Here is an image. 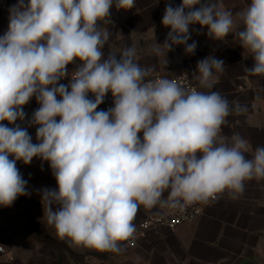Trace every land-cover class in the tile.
Here are the masks:
<instances>
[{"label": "clouds", "instance_id": "1", "mask_svg": "<svg viewBox=\"0 0 264 264\" xmlns=\"http://www.w3.org/2000/svg\"><path fill=\"white\" fill-rule=\"evenodd\" d=\"M134 6L16 0L0 35V206L29 195L18 161L47 162L57 187L40 190L43 217L72 247L119 254L136 233L141 206L178 210L225 193L237 199L247 181L264 179V146L248 158L239 133L230 141L221 135L226 118L246 106L218 91L147 80L152 68L136 62L134 46L105 56L111 9ZM162 24L170 31L151 46L156 56L164 54L161 45L167 53L182 45L194 54L190 26L200 25L213 40L234 33L254 62L245 71L264 76V0H250L235 16L219 0H168ZM69 65H76L71 74ZM224 65L212 55L199 60V86L211 89ZM109 93L113 106L98 110ZM33 97L39 107L28 118L24 106Z\"/></svg>", "mask_w": 264, "mask_h": 264}, {"label": "crops", "instance_id": "2", "mask_svg": "<svg viewBox=\"0 0 264 264\" xmlns=\"http://www.w3.org/2000/svg\"><path fill=\"white\" fill-rule=\"evenodd\" d=\"M167 2L135 0V6L128 11H117L113 7V23L104 25L111 31L103 49L105 56L119 54L124 45L134 46L136 62L141 67L152 68L149 77L186 75L199 91H218L230 102L239 101L246 106V111L228 116L221 135L230 141L233 134L239 133L247 141L246 156L251 158L256 147L264 146V76L250 75L245 71V67H252L254 62L251 55L240 47L234 33L222 40H213L207 36V28L201 29L200 25L190 26L188 43H197L194 54H185L182 45L167 53L161 45L164 54L156 56L151 46L156 42L163 44L170 31L162 24ZM171 2L178 6L182 0ZM219 2L235 16L247 7L250 0ZM15 3L16 0H0V35L8 28L9 8ZM209 55L225 64L223 72L215 74L211 89L201 88L195 79L198 73L194 72L197 62ZM68 68L71 74L76 65ZM38 107L33 97L24 106L28 118ZM23 126L27 127L26 124ZM28 132L32 142L36 143V127H28ZM17 167L27 181L29 195L18 197L10 207L0 206V247L4 250V254H0V264H13L16 248L23 242L17 233L19 220L31 212L40 221L46 218L43 217L40 190L57 187L47 162L33 158L29 165L18 161ZM168 212L159 208L146 210L141 206L134 221L136 228L147 215H166ZM9 258L12 261H8ZM97 264H264V179L247 181L243 194L237 199L225 193L198 219L174 230L161 229L133 248L124 247L112 262L98 260Z\"/></svg>", "mask_w": 264, "mask_h": 264}, {"label": "rangeland", "instance_id": "3", "mask_svg": "<svg viewBox=\"0 0 264 264\" xmlns=\"http://www.w3.org/2000/svg\"><path fill=\"white\" fill-rule=\"evenodd\" d=\"M19 223L17 233L23 242L16 248L13 264H97L98 260L112 262L116 255L69 246L58 238L46 218L40 221L32 212L26 213Z\"/></svg>", "mask_w": 264, "mask_h": 264}, {"label": "built area", "instance_id": "4", "mask_svg": "<svg viewBox=\"0 0 264 264\" xmlns=\"http://www.w3.org/2000/svg\"><path fill=\"white\" fill-rule=\"evenodd\" d=\"M162 78L175 81L188 89H197V87L186 75H177L173 77L151 76L146 79L158 80ZM67 83L68 80L66 79L64 84ZM111 106H113V100L111 93H109L106 96L104 103L99 106L98 110H107ZM216 200H212L208 203H194L184 207L183 209L169 210L166 215H147L138 224L134 237L130 241L126 242L125 247L128 249L133 248L139 241L145 240L150 234H157L161 229L174 230L186 223H190L198 219L203 215L204 210ZM0 254H4L2 247H0ZM8 261H12V259L9 258Z\"/></svg>", "mask_w": 264, "mask_h": 264}]
</instances>
